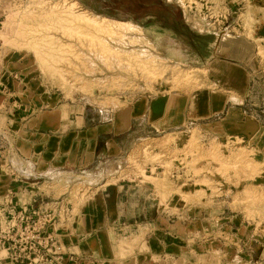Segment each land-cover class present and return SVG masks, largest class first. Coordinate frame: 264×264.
<instances>
[{
	"label": "rangeland",
	"instance_id": "374dc122",
	"mask_svg": "<svg viewBox=\"0 0 264 264\" xmlns=\"http://www.w3.org/2000/svg\"><path fill=\"white\" fill-rule=\"evenodd\" d=\"M163 2L181 11L180 23L137 20L114 0H0V60L12 65L10 73L38 105L90 108L106 122L140 97L212 88L208 65L220 60L226 41L244 38L230 54L248 49L247 41L258 44L239 106L256 132L224 135L197 123L145 126L115 162L98 159L74 175L19 178L33 183L32 193L44 202L64 200L74 210L90 205L101 186L124 184L129 201L139 209L144 203L148 217L157 210L173 220L206 218L216 233L241 232V264H264V0ZM98 25L112 32L97 31Z\"/></svg>",
	"mask_w": 264,
	"mask_h": 264
},
{
	"label": "crops",
	"instance_id": "0c3cea01",
	"mask_svg": "<svg viewBox=\"0 0 264 264\" xmlns=\"http://www.w3.org/2000/svg\"><path fill=\"white\" fill-rule=\"evenodd\" d=\"M232 39L220 49V60L208 65L212 88L140 97L113 111L106 122L90 108L75 112L60 105H38L39 98L10 73L12 65L6 67L0 60V208L6 219L22 210L34 221L40 218L36 211L55 217L44 222V228L61 246L60 264H241V232L230 235L224 228V233H216L208 229L206 218L173 220L157 210L148 217L144 203L139 209L138 203L129 201L130 187L124 184L101 186L93 204L74 210L64 200L44 202L28 182L33 172L36 178L65 170L74 175L98 159L115 162L132 135L145 126L164 130L197 123L224 135L256 132L258 126L242 116L239 106L247 94L258 44L247 41L248 49L230 54L234 43H244V38ZM43 219L38 220L39 228Z\"/></svg>",
	"mask_w": 264,
	"mask_h": 264
},
{
	"label": "built area",
	"instance_id": "2783aa9c",
	"mask_svg": "<svg viewBox=\"0 0 264 264\" xmlns=\"http://www.w3.org/2000/svg\"><path fill=\"white\" fill-rule=\"evenodd\" d=\"M10 207V202L5 204ZM12 210V208H11ZM10 210V212H11ZM6 211L0 208V264H60L61 246L55 235L44 228L50 222L49 215L33 220L22 210L6 219ZM43 219L41 228L38 220ZM50 219V220H49Z\"/></svg>",
	"mask_w": 264,
	"mask_h": 264
},
{
	"label": "trees",
	"instance_id": "16d2710c",
	"mask_svg": "<svg viewBox=\"0 0 264 264\" xmlns=\"http://www.w3.org/2000/svg\"><path fill=\"white\" fill-rule=\"evenodd\" d=\"M113 1V0H112ZM115 4L130 11L131 17L139 20L146 17L163 18L166 21L181 22V11L173 5L163 2V0H114Z\"/></svg>",
	"mask_w": 264,
	"mask_h": 264
},
{
	"label": "bare ground",
	"instance_id": "6f19581e",
	"mask_svg": "<svg viewBox=\"0 0 264 264\" xmlns=\"http://www.w3.org/2000/svg\"><path fill=\"white\" fill-rule=\"evenodd\" d=\"M88 20L89 19H85V18H82L81 19L82 22H85L86 21L87 23H88ZM88 25L91 26L90 24H88ZM110 29H109V26L108 25H98L97 26V31H105V32H107V34H110L112 32V31L110 32Z\"/></svg>",
	"mask_w": 264,
	"mask_h": 264
}]
</instances>
